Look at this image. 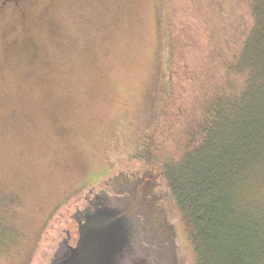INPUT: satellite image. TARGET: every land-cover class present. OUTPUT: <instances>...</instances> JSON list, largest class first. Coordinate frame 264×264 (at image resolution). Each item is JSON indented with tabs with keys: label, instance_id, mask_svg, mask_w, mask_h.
<instances>
[{
	"label": "rangeland",
	"instance_id": "obj_1",
	"mask_svg": "<svg viewBox=\"0 0 264 264\" xmlns=\"http://www.w3.org/2000/svg\"><path fill=\"white\" fill-rule=\"evenodd\" d=\"M3 1L0 264H50L85 194L120 195L109 178L146 171L150 264H193L162 171L134 157L163 107L165 0ZM247 190L264 199V175Z\"/></svg>",
	"mask_w": 264,
	"mask_h": 264
},
{
	"label": "trees",
	"instance_id": "obj_2",
	"mask_svg": "<svg viewBox=\"0 0 264 264\" xmlns=\"http://www.w3.org/2000/svg\"><path fill=\"white\" fill-rule=\"evenodd\" d=\"M164 17L163 107L134 157L162 171L193 264H264L247 190L264 175V0H165Z\"/></svg>",
	"mask_w": 264,
	"mask_h": 264
},
{
	"label": "water",
	"instance_id": "obj_3",
	"mask_svg": "<svg viewBox=\"0 0 264 264\" xmlns=\"http://www.w3.org/2000/svg\"><path fill=\"white\" fill-rule=\"evenodd\" d=\"M156 176L144 172L126 195H94L76 219V243L58 244L50 264H150L140 231L153 203L145 187Z\"/></svg>",
	"mask_w": 264,
	"mask_h": 264
},
{
	"label": "flooded vegetation",
	"instance_id": "obj_4",
	"mask_svg": "<svg viewBox=\"0 0 264 264\" xmlns=\"http://www.w3.org/2000/svg\"><path fill=\"white\" fill-rule=\"evenodd\" d=\"M7 2V0H4L3 3ZM16 3V1H14ZM137 174L136 173H129V172H125L122 173V175L119 173L117 176H115L112 179H108L105 184L107 189H111L112 191L117 190L118 193H120V195H126L132 188L133 184L136 182L137 179ZM97 192H93V193H87L85 195H96ZM91 199L86 197L85 199V204L84 207L82 208V210L88 205V202ZM153 203L154 200H153ZM75 213L74 214H70L69 217H66L65 219H63L62 221V227L60 229L61 231V239L59 241V244H66L69 243L71 245H74L76 243L77 237L75 236L76 239H74L73 237V233L74 231H77V221L76 219L79 217V208H75ZM156 215V213H154ZM147 219L144 217H141V229L142 230H146V223ZM145 222V223H144ZM77 233V232H76Z\"/></svg>",
	"mask_w": 264,
	"mask_h": 264
}]
</instances>
